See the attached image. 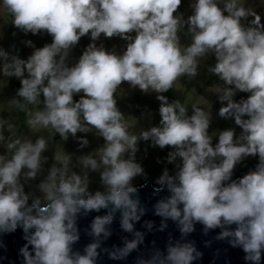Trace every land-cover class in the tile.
<instances>
[{
  "label": "clouds",
  "instance_id": "1",
  "mask_svg": "<svg viewBox=\"0 0 264 264\" xmlns=\"http://www.w3.org/2000/svg\"><path fill=\"white\" fill-rule=\"evenodd\" d=\"M182 0H0V9L11 16L12 24L25 33L45 31L53 39L37 48L27 60L11 56L0 48L4 63L0 72L20 79L17 96L43 110L27 111L24 104L10 103L26 111L27 125L34 131L51 128L65 140L68 135L97 130L105 143L95 154L80 158L85 169L100 171L103 191L89 189L87 173L70 172L71 157L58 150L54 165L40 182V197L25 192L21 174L34 179L41 166V154L48 141L40 136L10 140V156L0 154V234L21 227L27 243L19 249L22 264H97L100 252L110 259L123 260L144 242V233L134 222L145 213L131 183L143 169L134 160L138 140H151L161 148L171 146L169 163L180 158L175 175L167 169L158 178L159 193L170 195L155 204V213L176 221L181 239L169 238L165 250L153 247L135 264H193L202 253L194 242L184 241L197 222L204 233L220 228L217 239H227L245 253L246 264H261L264 257V22L243 0H193L192 13L183 20L177 11ZM252 17L248 25L241 21ZM187 26L192 35L181 46L178 33ZM135 33V35H130ZM93 41L101 34L128 41L117 55L95 43L88 45L74 66H67L68 50L81 37ZM31 44V41H28ZM212 52L216 63L209 69L224 82L217 87L222 106L219 115L234 118L241 128L218 132L213 144L209 134L210 113L197 105L192 114L179 101L168 102L163 95L182 76H195L198 58ZM59 57V59H57ZM27 73V75H25ZM144 92H156L161 101L160 123L140 133L129 131L133 122L117 107L114 94L123 82ZM249 93L239 101L237 92ZM75 94H81L74 100ZM5 122L0 120V142ZM11 133L13 125H7ZM86 139L81 140L86 145ZM125 153H130L125 158ZM248 156L258 163L239 179H232L235 166ZM98 157V158H97ZM27 169V171H23ZM102 169V170H101ZM31 199V203L29 200ZM107 209L97 215L87 230L93 237L83 251L74 250L80 239L78 215ZM117 211L121 228L133 234L123 238V247L101 248L111 235ZM233 225L235 227H233ZM151 230L152 222H145ZM160 225V230L166 227ZM154 243V242H153ZM31 246V248L29 247Z\"/></svg>",
  "mask_w": 264,
  "mask_h": 264
},
{
  "label": "rangeland",
  "instance_id": "2",
  "mask_svg": "<svg viewBox=\"0 0 264 264\" xmlns=\"http://www.w3.org/2000/svg\"><path fill=\"white\" fill-rule=\"evenodd\" d=\"M193 0H182V3L177 11L183 20L192 13L191 4ZM244 6L253 9L261 16V21L264 22V0H243ZM223 7V0H221ZM252 17L243 19L241 22L248 25ZM12 18L3 9H0V48L4 49L11 56H18L21 59L27 60L37 48H42L46 44L52 42L53 37L45 31L37 34L31 32L25 33L15 27ZM135 35V33H130ZM181 46H188L192 42V35L188 32L187 26L182 27L178 33ZM31 41V44L28 43ZM95 43L97 47L114 52L121 55L127 47L128 41L120 36L105 37L103 34L93 41L90 34L81 37L80 40L68 50L65 64L69 67L74 66L88 45ZM59 59V57H57ZM4 61L0 60V67ZM216 63L214 53L208 52L203 57L198 58L197 74L195 76L179 77L167 92L163 93L168 98V102L179 101L187 108L188 115L192 114V106L197 105L205 108L210 113L209 134L217 133L213 136V144L218 142V132L233 128L237 136L241 133V128L234 123V118H224L219 115V109L222 102L218 98V94L214 91L217 87H224V82L220 80L218 75L209 71ZM27 75V73H25ZM21 87L20 79L16 77H6L0 72V120L5 122L3 135L5 140L0 142V154L10 156L11 152L7 149V143L12 139H31L33 142L40 136H43L48 141V147L41 154V166L34 179H25L23 172L21 174V183L24 185L25 192L31 196L40 197L38 185L43 181L49 170L54 166H59L54 159L55 152L61 150L71 157L69 170L77 174L88 176L89 189L92 192L103 191L104 185L101 182L100 171H91L85 169L81 164L80 158L86 155L95 154L101 149L105 143L102 136L97 130L90 128L88 132L78 131L75 136L69 134L65 140L55 130L40 129L39 131L32 130L27 125L26 111H21L16 105L10 102L15 99L24 104L27 111L43 110V95L38 98V104H27L23 98L17 96V91ZM81 94H75L74 100H78ZM157 93L154 91L144 92L139 87H133L129 82L123 81L117 88L114 97L117 102V107L124 117L132 121L133 124L129 131L133 134H139L142 130H147L153 126H159L160 113L159 107L161 101L157 99ZM249 93L237 92L234 99L239 101L241 98H247ZM11 123L13 130L10 133L7 125ZM86 139V145L81 144V140ZM171 146L164 148L154 145L151 140H138L137 151L134 154V160L140 164L143 172L137 175L131 181L132 185H140L147 181H152L158 184V178L163 174L165 169H171L174 174L177 171V165L180 163V158L169 163L167 160L168 153L172 151ZM131 154L125 153V158ZM98 158V157H97ZM258 156H248L239 162L234 169L232 179L236 178L241 172H249L253 170L258 163ZM102 170V169H101ZM27 171V169L23 170ZM31 203V199L29 200Z\"/></svg>",
  "mask_w": 264,
  "mask_h": 264
},
{
  "label": "water",
  "instance_id": "3",
  "mask_svg": "<svg viewBox=\"0 0 264 264\" xmlns=\"http://www.w3.org/2000/svg\"><path fill=\"white\" fill-rule=\"evenodd\" d=\"M167 170L169 175H175L171 169ZM245 174V172H241L234 179H239ZM134 187H136L137 192L133 194V198L138 197L140 206L145 208L144 215L141 216L139 221L134 222V229L144 233V242L123 260L110 259L106 253L101 251L97 264H135L138 256L147 257L153 247L162 251L165 250L170 237L173 242L181 239L177 222L171 218L165 221L164 217L155 213V204L170 195L168 189L164 187L159 193H156L155 189L159 188L160 185L154 184L150 180ZM107 211V209H101L99 212L93 210L87 215L83 213L78 215L77 226L80 231V239L73 245L74 250L83 251V248L92 242L93 237L88 235L87 230L97 215H105ZM120 219L121 213L117 211L112 224L109 225L111 235L106 240H102L101 248L123 247V238H134L132 233L121 228ZM145 222H152L153 227L151 230L145 226ZM165 222L167 226L160 230V225ZM233 227L235 226L233 225ZM220 231V228H215L205 234L204 226L197 222L194 231L183 238L184 241L194 242L197 250L202 253V256L193 261V264H246L244 260L245 253L241 248L232 247L227 239L216 238ZM26 243L21 227L13 232L0 234V264H22L23 257L20 255L19 249ZM29 247L31 248V246ZM261 264H264V257H262Z\"/></svg>",
  "mask_w": 264,
  "mask_h": 264
}]
</instances>
